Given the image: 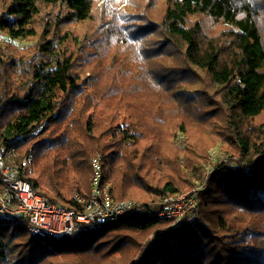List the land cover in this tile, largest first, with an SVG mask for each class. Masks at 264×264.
<instances>
[{"label": "trees", "instance_id": "16d2710c", "mask_svg": "<svg viewBox=\"0 0 264 264\" xmlns=\"http://www.w3.org/2000/svg\"><path fill=\"white\" fill-rule=\"evenodd\" d=\"M123 2L0 0V65L17 68L8 55L15 42H35L36 50L22 63L30 68L22 67L21 86L0 81V145L15 147L20 158L33 155L37 174L24 176L50 204L80 210L75 195L89 198L90 160L100 155L113 200L143 208L59 239L31 234L22 221H0V264H264V0H147L157 3L158 20ZM93 19L100 36L84 45L70 31L58 34ZM90 42H104L120 67L102 81L82 78L88 67H77L80 55L101 62ZM143 80L168 110L205 125L196 141L204 144H190L193 155L183 163L170 161L176 173L189 170L178 176L183 184L164 173L155 179ZM177 130L186 134L183 122ZM211 139L233 160L214 168L196 219L172 225L150 216L192 188Z\"/></svg>", "mask_w": 264, "mask_h": 264}, {"label": "built area", "instance_id": "2783aa9c", "mask_svg": "<svg viewBox=\"0 0 264 264\" xmlns=\"http://www.w3.org/2000/svg\"><path fill=\"white\" fill-rule=\"evenodd\" d=\"M2 40L0 32V42ZM32 162L33 155L20 158L15 147L0 145V221H22L31 234L59 239L143 211L136 202L113 200L110 185L103 181L100 156H93L90 160L92 178L89 198L75 195L80 210L50 204L35 192L24 176L30 171ZM201 192L202 188H196L168 197L163 200L158 211L150 213V216L167 220L172 225L185 219L194 221L200 206Z\"/></svg>", "mask_w": 264, "mask_h": 264}, {"label": "rangeland", "instance_id": "374dc122", "mask_svg": "<svg viewBox=\"0 0 264 264\" xmlns=\"http://www.w3.org/2000/svg\"><path fill=\"white\" fill-rule=\"evenodd\" d=\"M124 4L123 0H121ZM129 4L131 5L130 12L131 13H137V11H140L143 13L146 17H143L144 19H151V20H158L160 17H157L158 12V6L157 3H154L153 5L148 6L147 0H127ZM258 5L261 6V3H258ZM55 13V12H54ZM124 18V17H122ZM129 19L131 17H128ZM119 20L122 22V20L119 18ZM96 20H90L86 23H71L64 25L61 27V30L58 34H64L66 31H70L72 35L76 36L79 40V42L84 45V43L87 41L85 39H89L91 37H98L100 36L99 32L95 30L96 28ZM41 25V24H40ZM39 25V26H40ZM212 23L208 22L207 27L210 29H213ZM57 30L59 31V28L57 27ZM213 31H216L214 29ZM102 37V36H101ZM14 45V46H13ZM8 49V55H11L10 57H15L16 61H18L17 68L13 70L11 66L7 63H2L0 65V81L9 83H15L19 84L21 86V81L17 79L19 75H22V67L26 65V68H30V66L26 64H22L24 61H28L29 58H32V53H35L36 50H33L35 46V42L32 41H21V42H15ZM73 44H68V47H72ZM91 47H94L95 53H100L102 57L98 60H101L99 63H93L89 60H85L81 58V55L77 58L78 68L83 69L85 66L88 68L84 70V73L81 75L82 78H90L93 81V77H97L98 80H103L104 73L111 71V69L114 71L115 68H120L118 64L115 62V58L113 57L114 54L110 52H106V46L105 43L100 42L97 44H92L90 42L89 44ZM92 52V50H90ZM35 55V54H33ZM161 60H166L164 57H162ZM8 61V59H6ZM89 63V64H88ZM146 70L151 71L153 70V63L149 62L147 65H145ZM88 69H92V75L90 77L91 72ZM11 73H14V76H10ZM144 74L145 69H144ZM147 75V74H146ZM148 76V75H147ZM146 77V76H145ZM147 78V77H146ZM17 79V80H16ZM23 79H26L24 76ZM16 80V81H15ZM102 84V83H101ZM144 87L148 88L149 90H146L148 93L147 98H140L142 100H147L146 107L148 108V111L153 112L152 116L150 117L151 120H146V128L144 130L145 135L149 136L152 143L155 145L152 153L151 163L154 164L155 169V179L156 181H163L162 174H165V178H172V180L177 184H183L184 181L180 180L181 177H178L181 175H189L188 169L181 168V172L175 171L170 161H173L176 156H179L180 162L183 163L185 158V155H193L189 150L188 146L191 144L190 148H193L192 150H196L200 145L196 141L200 138L202 132L205 130V125L200 124H194L191 122L188 115L181 113L179 110V113L177 114L174 110H168L170 106H172L168 101H165V103L161 104L160 100L157 96V94L154 92L155 90L147 83L145 80H143ZM166 100V99H165ZM160 104L163 106L162 110L159 113H155L153 110L154 106H160ZM177 110V109H176ZM147 113V112H146ZM145 113V114H146ZM155 115V116H154ZM183 122L186 127V134L182 133L181 131L177 130L178 123ZM196 142V143H195ZM149 143V142H148ZM147 143V144H148ZM146 144V145H147ZM210 147V150L208 151V154L206 156L205 162L201 167V170L198 174H200L199 179L197 181L193 182V186L190 190L184 191V192H190L196 188H202V191L205 190L208 187V180L211 176V174L214 171V168L221 163H228L231 160H233V154L231 151L227 149V146L224 145L221 142H214V139H211L207 143ZM212 146V147H211ZM100 156V155H95ZM193 171V169H192ZM175 173V178L173 177V174ZM37 174V167L35 165V159H33V162L30 166V171L28 172V176L31 178H34ZM178 179V180H177ZM161 181V182H162ZM183 192V193H184ZM126 201H133V200H126ZM136 202V201H133ZM139 204L138 202H136ZM152 239V235L148 236V241ZM133 249H128L126 252L128 255L132 254Z\"/></svg>", "mask_w": 264, "mask_h": 264}]
</instances>
